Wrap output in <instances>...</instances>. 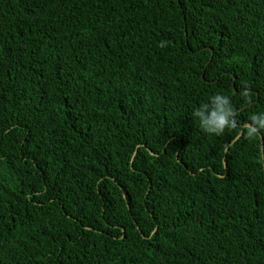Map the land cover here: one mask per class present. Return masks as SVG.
Returning a JSON list of instances; mask_svg holds the SVG:
<instances>
[{
	"label": "trees",
	"instance_id": "trees-1",
	"mask_svg": "<svg viewBox=\"0 0 264 264\" xmlns=\"http://www.w3.org/2000/svg\"><path fill=\"white\" fill-rule=\"evenodd\" d=\"M262 125L264 0H0V264H264Z\"/></svg>",
	"mask_w": 264,
	"mask_h": 264
},
{
	"label": "clouds",
	"instance_id": "clouds-1",
	"mask_svg": "<svg viewBox=\"0 0 264 264\" xmlns=\"http://www.w3.org/2000/svg\"><path fill=\"white\" fill-rule=\"evenodd\" d=\"M160 47H164L165 44L162 42ZM217 100L220 97H216ZM227 101H225L226 103ZM206 107V105H204ZM194 117H198L200 128L208 134L221 135L224 133L225 129H234L237 125L234 123L235 117L232 120L228 118V112L222 108L219 104L215 111H213L211 117L205 116L204 112L200 109H196L193 112ZM262 129H264V125H262ZM258 131L256 128L251 125H247L246 129V137L249 139L255 138L258 135Z\"/></svg>",
	"mask_w": 264,
	"mask_h": 264
},
{
	"label": "water",
	"instance_id": "water-1",
	"mask_svg": "<svg viewBox=\"0 0 264 264\" xmlns=\"http://www.w3.org/2000/svg\"><path fill=\"white\" fill-rule=\"evenodd\" d=\"M247 125H251V124H247ZM247 125H246V126H247Z\"/></svg>",
	"mask_w": 264,
	"mask_h": 264
}]
</instances>
